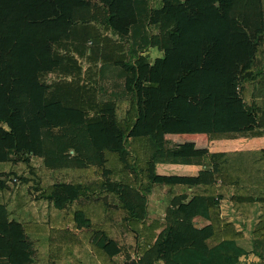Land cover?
Wrapping results in <instances>:
<instances>
[{
  "label": "trees",
  "instance_id": "1",
  "mask_svg": "<svg viewBox=\"0 0 264 264\" xmlns=\"http://www.w3.org/2000/svg\"><path fill=\"white\" fill-rule=\"evenodd\" d=\"M160 4L170 12L166 24H175L168 46L151 32V0H0V264H116L113 256L128 252L107 228L118 214L124 237L145 241L130 264L264 261V148L192 156L148 133L158 120L173 137L263 136L264 0ZM144 67L150 90L141 104ZM259 77L250 101L248 85ZM107 110L119 147H110ZM96 168L98 189L47 181L49 173ZM156 182L170 195L162 221L149 216ZM25 186L48 203L33 236L9 208ZM192 196L202 202H188ZM101 216L107 223H94ZM197 217L209 226L198 230Z\"/></svg>",
  "mask_w": 264,
  "mask_h": 264
},
{
  "label": "rangeland",
  "instance_id": "2",
  "mask_svg": "<svg viewBox=\"0 0 264 264\" xmlns=\"http://www.w3.org/2000/svg\"><path fill=\"white\" fill-rule=\"evenodd\" d=\"M161 0H151V7L154 9L153 10V17L152 20L150 22V29L152 33L155 34H161L163 36V46H168L169 44V40L171 38L172 33L175 32V24L170 23L169 25H167V21H168V17L170 14L168 7H166L165 9L161 6L160 4ZM159 10V11H158ZM156 11H158L156 13ZM167 44V45H166ZM171 46V45H169ZM260 52L263 53L262 54V60H261V65L260 67H262V69H264V45L262 46V48L260 49ZM149 56H150V60H151V65H153L155 63V57L158 55V52L154 49L151 48V50L148 52ZM148 69V70H147ZM150 68H146L145 70H142L143 73V80L145 81H141V83L139 84V94H140V99H141V104L143 102V86H148V84L150 82H147V80H150ZM51 78H55V76H51ZM129 82L131 83V85L134 84V79L133 77L130 78ZM261 83V77H259L258 79H256L252 84L253 86L250 84L248 85L249 87L247 88V92L251 101V96L252 94L255 95L258 91H259V85ZM141 88V89H140ZM238 97V94L236 95V98ZM253 97V96H252ZM255 97V96H254ZM255 101H260V100H255ZM143 107V106H142ZM166 112V111H165ZM102 117L106 120L107 123V129H108V134L110 137V140L112 138H117L119 135V131L115 126L114 123V119H115V115L113 111L107 110V111H103L102 112ZM160 123V122H159ZM251 127V125H250ZM156 130V129H154ZM157 130L160 131V133H162L163 128L161 126L157 127ZM264 131V130H263ZM173 135H169L168 139L171 140L172 143H177L179 146H183L185 145V147L187 149H184V154L186 153L187 155H198V154H202L208 151H219V150H225V151H235V150H239L242 148H246L249 147V149L251 150H255V151H260V149L264 148V132H263V136L260 138H256L253 135H248L247 138H237V139H227V138H222V139H215L212 140L208 137V135L204 134V135H190V136H176L173 137ZM121 139V138H119ZM187 140V142H185ZM112 141H115L114 139H112ZM122 141V140H121ZM121 141H119V144L121 145ZM187 143V144H184ZM195 144H197V146H195ZM113 147H118V146H113ZM173 165L172 167L170 165V168L168 169H181L183 170L184 167L189 168L190 166H183L182 165ZM110 167H114L115 169L121 168V164L117 163L116 160H110L109 163ZM159 168L162 167H167V166H158ZM195 168L198 169H207L203 166H194ZM166 168L160 169V170H165ZM85 171L82 174H80V172H76L74 174V172H72V176H67L66 178H63V176L61 174H52L49 173L47 176V181H61V180H68V182L73 181H83V183H91L93 184L92 186L95 187L96 189H98L100 187V183L97 182L98 181V177H100L101 171L96 168L94 170H88V172ZM51 184V183H49ZM29 187V186H28ZM27 186H25V188H22L20 195L14 196L11 205H10V209L12 210L13 213V217L16 216V218H19L20 220H22L28 227L29 229V233L33 236L35 228L34 226L36 225V220H39L37 218V216L40 215V210L41 209H47L48 203H46V201L42 200V198L40 199H36L38 196L37 192H33L30 188H28ZM155 190V195L159 198V205L161 208H164V206L166 205V199L170 200V195L167 193V187L165 185V183H157L154 186ZM166 190V191H165ZM15 194V193H14ZM152 194V193H151ZM151 194L149 195V197H151ZM94 196V195H92ZM97 194L96 197L93 198H97ZM196 198V197H195ZM194 199V197L189 198L188 202L192 201ZM168 200V202H169ZM83 201V200H82ZM196 202V199H194L193 203ZM169 204V203H168ZM163 205V206H162ZM149 207V204H148ZM153 208V207H152ZM160 208H157V213L158 215H162V210H159ZM167 209V208H166ZM153 213H156V210L152 209ZM50 213V211H48V214ZM121 213V212H120ZM46 214V213H45ZM53 215V214H52ZM53 216H56V214H54ZM117 218V222L120 223H116V224H112L111 223H107L106 220H104V217L102 219V216L100 218L94 217L93 221L94 223H98V224H104L107 223V228L109 226H111V228L108 230L111 234V236L113 238L118 239L121 243H123L126 246V249L128 252L124 253V254H120L118 256H116V258H112L113 262L116 264H130L131 262L129 261L130 256L133 257L137 256V250H140V248H143L145 245V241L142 240L141 238L138 237H130L131 235H126L124 237L123 231L122 229H120L119 226H122V218L123 215L122 214H118L116 215ZM165 217V215H164ZM152 218H150L151 221ZM44 225V224H43ZM71 229H73V224L69 223ZM118 226V227H116ZM50 227L51 225L46 226V229L48 231H50ZM74 233H76L77 235H79V237H84V231L85 230H73ZM81 231V232H80ZM129 255V256H127ZM249 256H247L248 258ZM246 258V259H247ZM37 261L39 263L40 262V258L37 257L36 258ZM103 263V262H102ZM161 263V261L157 262L156 264ZM244 264H247V262H245V258H244ZM241 264V263H240Z\"/></svg>",
  "mask_w": 264,
  "mask_h": 264
},
{
  "label": "crops",
  "instance_id": "3",
  "mask_svg": "<svg viewBox=\"0 0 264 264\" xmlns=\"http://www.w3.org/2000/svg\"><path fill=\"white\" fill-rule=\"evenodd\" d=\"M218 5V4H217ZM139 70H145V67L144 68H141V69H139ZM139 72V71H138ZM142 80L141 81H145V80H143V78H141ZM147 82H150V81H148L147 80ZM140 84V83H139ZM134 85H136V86H138V83H134ZM140 86H138V88H139ZM141 89V88H140ZM149 88H148V86H143V95H142V97L145 99V97L147 96L146 95V93H148L149 92ZM145 101V100H144ZM146 102V101H145ZM145 106H146V104H145ZM168 111V110H167ZM168 113V112H167ZM165 119V121L166 122H168V118H164ZM146 122V121H148V120H143L142 122ZM159 122H158V120L157 121H155V124H153L154 125V129H156V130H153V131H150V132H148V133H154V135L156 136V138L158 139V140H164V139H168V136L169 135H172V133H170V132H166L165 130H163L162 131V133H160V131L159 130H157V127L158 126H161L162 128L164 127V126H162L163 124H158ZM195 135H204L203 133H197V134H195ZM242 138H247V137H242ZM119 141H121V139H119V136L116 138V140L115 141H112V139L110 140V142H111V144H110V147H113L114 145L115 146H120V144H119ZM121 144H122V141L120 142ZM195 146H197V144H195ZM246 148H248V147H246ZM167 166V167H162V168H159L158 167V169L160 170V169H163V168H166L165 170H181V169H179V168H177V169H168V168H170V166L172 167L173 165H171V164H159L158 166ZM168 165H170V166H168ZM174 165H176V164H174ZM183 166H185V165H182V167ZM183 170H201V169H198V168H195L194 166H190L189 168H187L186 169V167H184L183 168ZM155 188H153V190H152V194H151V197H149V216H150V218H152V219H157V220H160V221H162L163 219H164V215H165V211H166V208H167V206L169 205L168 203V200L169 199H166V202H165V206H164V208H161L160 207V205H159V198L155 195ZM166 191V190H165ZM193 197V196H192ZM192 197H190V198H192ZM194 199H196V202H197V204H199V203H201L202 202V199L201 198H199V197H194ZM163 206V205H162ZM153 207V208H152ZM157 208H160L159 210H162V215H158V213H157ZM152 209H154V210H156V213H153V210ZM188 223H191V221H187ZM193 223L196 225L195 227L198 229V230H202V229H206L208 226H209V222L208 221H206V220H204V219H202V218H200V217H197V218H195L194 220H193ZM121 253H119V254H117V255H115V256H113V258H116V256H118V255H120ZM244 258H245V262H247V264H264V261H262L259 257H257V256H255V255H251V256H249L248 258L247 257H243L242 258V260H241V264H244L243 262H244ZM247 258V259H246ZM158 264H167L166 262H164V261H161V263H158Z\"/></svg>",
  "mask_w": 264,
  "mask_h": 264
}]
</instances>
